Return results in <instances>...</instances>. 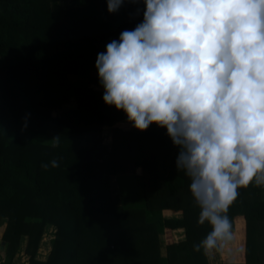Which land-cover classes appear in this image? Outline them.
Listing matches in <instances>:
<instances>
[{
    "label": "trees",
    "instance_id": "obj_1",
    "mask_svg": "<svg viewBox=\"0 0 264 264\" xmlns=\"http://www.w3.org/2000/svg\"><path fill=\"white\" fill-rule=\"evenodd\" d=\"M59 1L0 0V264H210L193 250L210 225L197 222L178 148L155 124L135 130L94 87L97 53L142 20V3L110 14L107 0L54 11ZM119 177L143 187L141 205H127ZM227 215L234 240L219 264H264V187L238 190Z\"/></svg>",
    "mask_w": 264,
    "mask_h": 264
},
{
    "label": "clouds",
    "instance_id": "obj_2",
    "mask_svg": "<svg viewBox=\"0 0 264 264\" xmlns=\"http://www.w3.org/2000/svg\"><path fill=\"white\" fill-rule=\"evenodd\" d=\"M135 2L142 20L97 53L102 100L139 132L166 130L197 222L210 225L193 250L221 252L238 190L264 187V0ZM124 3L107 0V11Z\"/></svg>",
    "mask_w": 264,
    "mask_h": 264
},
{
    "label": "rangeland",
    "instance_id": "obj_3",
    "mask_svg": "<svg viewBox=\"0 0 264 264\" xmlns=\"http://www.w3.org/2000/svg\"><path fill=\"white\" fill-rule=\"evenodd\" d=\"M59 4H55L52 6V9L54 11L58 10L59 8L65 7L67 5H69L71 3L70 0H61L58 2ZM95 87V86H94ZM95 89L97 90H102L103 88L100 87V89L98 87H95ZM118 181L120 182V186L122 187V189L124 190V187L128 188V200L127 201V205L131 206V207H137L139 204L141 205L142 203L138 200L143 197V187H140V184H137L138 182L135 181V179H123L122 177H119ZM123 184V185H122ZM132 184H134L133 186H131ZM124 186V187H123ZM126 204V202H125ZM56 229L55 228H46L45 229V236L43 237L39 252H38V257L40 259H46L47 255L50 252V248H52V240L54 237V232ZM161 240L163 241L164 247L166 248V237L162 236ZM1 238H0V257H1V253L3 251V249H1L2 245H1ZM24 258L25 257H19L18 256V260L20 262V264H23L24 262ZM26 260V259H25Z\"/></svg>",
    "mask_w": 264,
    "mask_h": 264
},
{
    "label": "crops",
    "instance_id": "obj_4",
    "mask_svg": "<svg viewBox=\"0 0 264 264\" xmlns=\"http://www.w3.org/2000/svg\"><path fill=\"white\" fill-rule=\"evenodd\" d=\"M95 87H98L100 89L101 86H95ZM122 178L125 179V177H122ZM162 214L167 219H169V218H181L183 216L181 211H179V212L167 211V212H162ZM50 250H51V248H50ZM207 256H208V260H209L210 264L222 263L223 256H222L221 252H213V253L207 254ZM43 260H45V259H43Z\"/></svg>",
    "mask_w": 264,
    "mask_h": 264
},
{
    "label": "water",
    "instance_id": "obj_5",
    "mask_svg": "<svg viewBox=\"0 0 264 264\" xmlns=\"http://www.w3.org/2000/svg\"><path fill=\"white\" fill-rule=\"evenodd\" d=\"M4 245H5V242H2V247H1V249H4Z\"/></svg>",
    "mask_w": 264,
    "mask_h": 264
}]
</instances>
